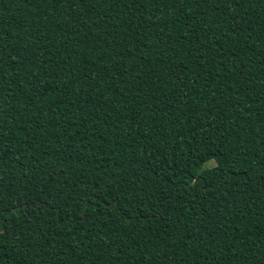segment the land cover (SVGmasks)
I'll use <instances>...</instances> for the list:
<instances>
[{
	"label": "trees",
	"instance_id": "obj_1",
	"mask_svg": "<svg viewBox=\"0 0 264 264\" xmlns=\"http://www.w3.org/2000/svg\"><path fill=\"white\" fill-rule=\"evenodd\" d=\"M0 264H264V0H0Z\"/></svg>",
	"mask_w": 264,
	"mask_h": 264
},
{
	"label": "rangeland",
	"instance_id": "obj_2",
	"mask_svg": "<svg viewBox=\"0 0 264 264\" xmlns=\"http://www.w3.org/2000/svg\"><path fill=\"white\" fill-rule=\"evenodd\" d=\"M214 164L213 163H209L208 165H207V167H212Z\"/></svg>",
	"mask_w": 264,
	"mask_h": 264
}]
</instances>
